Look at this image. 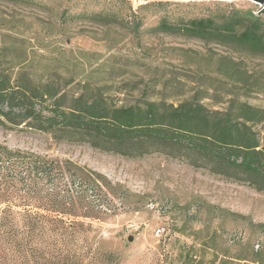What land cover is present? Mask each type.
<instances>
[{
	"label": "rangeland",
	"instance_id": "374dc122",
	"mask_svg": "<svg viewBox=\"0 0 264 264\" xmlns=\"http://www.w3.org/2000/svg\"><path fill=\"white\" fill-rule=\"evenodd\" d=\"M35 1L0 0V67L26 83L51 80L66 92L67 105L90 86L89 97L101 89L116 107L190 101L224 111L235 101L264 111L263 55L154 29L165 14L180 21L231 6L259 11L255 3L127 0L133 10L171 3L160 11L155 6L138 10L147 30L135 39L122 26L62 20L66 8L96 11L114 0ZM255 131L264 138V121ZM0 145L69 160L103 176L102 212L80 220L90 226L85 245L114 253L117 264H182L187 253L194 264H258L256 255L264 259V191L252 187L243 172L223 164L194 165L191 157L167 148L130 158L76 139L57 141L46 133L2 127ZM76 209L81 213L84 208ZM51 229L36 231L33 240L21 230L1 237L0 264H64L55 224ZM21 241L29 244L22 247Z\"/></svg>",
	"mask_w": 264,
	"mask_h": 264
},
{
	"label": "trees",
	"instance_id": "16d2710c",
	"mask_svg": "<svg viewBox=\"0 0 264 264\" xmlns=\"http://www.w3.org/2000/svg\"><path fill=\"white\" fill-rule=\"evenodd\" d=\"M169 5L155 2L140 9L155 6L160 11ZM138 10H133L127 0H114L109 7L96 11L71 13L66 8L61 16L66 22L84 18L122 26L140 39L147 29ZM179 20L165 14L154 29L206 42L235 44L264 56V16L255 9L231 6L207 17ZM89 87L84 86L67 105L66 92L51 80L26 83L21 76L13 79L0 67V127L42 132L57 141L76 139L102 152L130 158L167 148L176 156L191 157L194 165L223 164L243 172L252 187L264 191V138L255 131V126L264 121L263 110L235 101L224 111H210L190 101L177 106L147 101L144 105L116 107L101 89L89 97ZM102 179V175L72 161L61 162L0 145V238L21 230L33 240L36 231L51 232L55 224L65 251L64 264H117L114 253L85 245L90 226L80 220L97 218L102 212ZM28 206L40 210L34 212ZM77 207L84 209L79 213ZM23 241L22 247L29 244ZM254 258L256 263H264L260 256ZM181 262L194 264L195 260L187 253Z\"/></svg>",
	"mask_w": 264,
	"mask_h": 264
},
{
	"label": "water",
	"instance_id": "95a60500",
	"mask_svg": "<svg viewBox=\"0 0 264 264\" xmlns=\"http://www.w3.org/2000/svg\"><path fill=\"white\" fill-rule=\"evenodd\" d=\"M218 1H224V0H218ZM253 1H254L255 4L260 6V9L258 11V15H263L264 16V0H253ZM129 240L132 241L133 237H130Z\"/></svg>",
	"mask_w": 264,
	"mask_h": 264
},
{
	"label": "bare ground",
	"instance_id": "6f19581e",
	"mask_svg": "<svg viewBox=\"0 0 264 264\" xmlns=\"http://www.w3.org/2000/svg\"><path fill=\"white\" fill-rule=\"evenodd\" d=\"M229 1H239V0H229ZM247 1H250V2L254 3L253 0H247Z\"/></svg>",
	"mask_w": 264,
	"mask_h": 264
},
{
	"label": "built area",
	"instance_id": "2783aa9c",
	"mask_svg": "<svg viewBox=\"0 0 264 264\" xmlns=\"http://www.w3.org/2000/svg\"><path fill=\"white\" fill-rule=\"evenodd\" d=\"M161 230H158V233L160 234L161 232H160Z\"/></svg>",
	"mask_w": 264,
	"mask_h": 264
}]
</instances>
